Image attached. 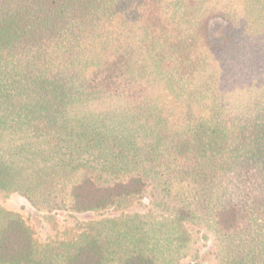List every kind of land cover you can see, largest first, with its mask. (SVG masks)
<instances>
[{
  "label": "trees",
  "instance_id": "obj_1",
  "mask_svg": "<svg viewBox=\"0 0 264 264\" xmlns=\"http://www.w3.org/2000/svg\"><path fill=\"white\" fill-rule=\"evenodd\" d=\"M0 192L149 207L39 242L0 203V264H178L190 224L264 264V0H0Z\"/></svg>",
  "mask_w": 264,
  "mask_h": 264
},
{
  "label": "rangeland",
  "instance_id": "obj_2",
  "mask_svg": "<svg viewBox=\"0 0 264 264\" xmlns=\"http://www.w3.org/2000/svg\"><path fill=\"white\" fill-rule=\"evenodd\" d=\"M220 28L221 22L215 24ZM215 27V28H216ZM0 203L7 209L20 213L33 228L39 242H50L72 238L78 235L88 221L102 220L107 217L120 216L125 213H147V201H139L118 210L88 213H59L51 214L41 211L29 204L17 194L0 192ZM192 241L186 249V255L178 264H219V246L212 233L203 226L189 225Z\"/></svg>",
  "mask_w": 264,
  "mask_h": 264
}]
</instances>
